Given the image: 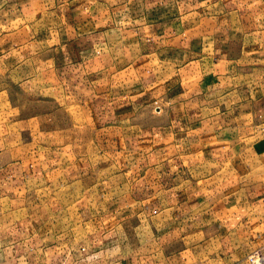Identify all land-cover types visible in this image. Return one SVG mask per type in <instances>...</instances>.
Instances as JSON below:
<instances>
[{
    "label": "crops",
    "instance_id": "0c3cea01",
    "mask_svg": "<svg viewBox=\"0 0 264 264\" xmlns=\"http://www.w3.org/2000/svg\"><path fill=\"white\" fill-rule=\"evenodd\" d=\"M29 67L80 106L94 154L0 148V264L264 253V0H0V76ZM61 186L85 218L45 203Z\"/></svg>",
    "mask_w": 264,
    "mask_h": 264
},
{
    "label": "rangeland",
    "instance_id": "374dc122",
    "mask_svg": "<svg viewBox=\"0 0 264 264\" xmlns=\"http://www.w3.org/2000/svg\"><path fill=\"white\" fill-rule=\"evenodd\" d=\"M26 72L0 76V148L29 163L66 150L88 159L94 154L92 134L80 106L65 97L51 68L29 67ZM69 187L61 186L55 197L45 198L51 207L60 206L64 222H69V214L85 218L89 213L83 209L82 188L70 191ZM256 254L264 264L260 249L247 256L248 264H253L250 257Z\"/></svg>",
    "mask_w": 264,
    "mask_h": 264
},
{
    "label": "built area",
    "instance_id": "2783aa9c",
    "mask_svg": "<svg viewBox=\"0 0 264 264\" xmlns=\"http://www.w3.org/2000/svg\"><path fill=\"white\" fill-rule=\"evenodd\" d=\"M250 260H251V262H252L253 264H260V263H261V260H262V257H261V255L256 254V255H252V256L250 257Z\"/></svg>",
    "mask_w": 264,
    "mask_h": 264
}]
</instances>
